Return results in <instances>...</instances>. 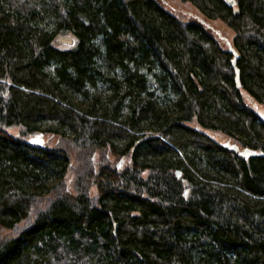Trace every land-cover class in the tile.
Instances as JSON below:
<instances>
[{"label": "trees", "instance_id": "trees-1", "mask_svg": "<svg viewBox=\"0 0 264 264\" xmlns=\"http://www.w3.org/2000/svg\"><path fill=\"white\" fill-rule=\"evenodd\" d=\"M180 1L234 51L157 0H0V264H264V0Z\"/></svg>", "mask_w": 264, "mask_h": 264}, {"label": "rangeland", "instance_id": "rangeland-1", "mask_svg": "<svg viewBox=\"0 0 264 264\" xmlns=\"http://www.w3.org/2000/svg\"><path fill=\"white\" fill-rule=\"evenodd\" d=\"M163 8L175 15L178 19L183 21H194L206 28L213 37L220 43V45L228 49L233 46L234 33L222 21L218 19H209L205 17L196 7L189 2H182L180 0H157ZM67 46L66 44H60ZM242 97L245 103L251 107L259 117L264 121V103L253 98L246 90L241 89ZM19 127L8 128L11 134L19 132ZM213 140L219 143H230V140L223 134L217 131L204 130ZM25 139L32 144H48L56 143L58 136L52 134H43L40 131L28 133ZM97 158V157H96ZM117 165H125V160H119ZM71 177V175L69 176ZM94 188L91 192L94 193ZM7 233V232H5Z\"/></svg>", "mask_w": 264, "mask_h": 264}, {"label": "water", "instance_id": "water-1", "mask_svg": "<svg viewBox=\"0 0 264 264\" xmlns=\"http://www.w3.org/2000/svg\"><path fill=\"white\" fill-rule=\"evenodd\" d=\"M230 6H233L235 4L234 0H225ZM56 42L59 44H66V45H73L74 44V37L70 34H65V35H60L56 38ZM232 51H234L233 47H229ZM236 56V53H235ZM235 58L232 60L234 62ZM235 81H236V87H240V82H239V73L238 70L235 69ZM225 146H229L231 149L238 150L239 147L236 146L235 144H229L227 142L223 143ZM242 155H247V151L241 150L240 152ZM178 175V173H177Z\"/></svg>", "mask_w": 264, "mask_h": 264}]
</instances>
